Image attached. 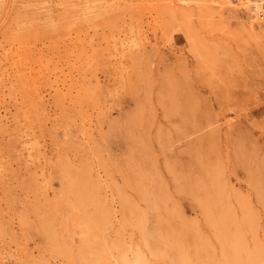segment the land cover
Instances as JSON below:
<instances>
[{
    "label": "rangeland",
    "instance_id": "obj_1",
    "mask_svg": "<svg viewBox=\"0 0 264 264\" xmlns=\"http://www.w3.org/2000/svg\"><path fill=\"white\" fill-rule=\"evenodd\" d=\"M0 264H264V20L0 0Z\"/></svg>",
    "mask_w": 264,
    "mask_h": 264
},
{
    "label": "built area",
    "instance_id": "obj_2",
    "mask_svg": "<svg viewBox=\"0 0 264 264\" xmlns=\"http://www.w3.org/2000/svg\"><path fill=\"white\" fill-rule=\"evenodd\" d=\"M246 3L254 16L264 20V0H235Z\"/></svg>",
    "mask_w": 264,
    "mask_h": 264
},
{
    "label": "bare ground",
    "instance_id": "obj_3",
    "mask_svg": "<svg viewBox=\"0 0 264 264\" xmlns=\"http://www.w3.org/2000/svg\"><path fill=\"white\" fill-rule=\"evenodd\" d=\"M245 4H246V3H245ZM247 6H248V5H247ZM253 17H256V16L253 15ZM255 19H256V18H255ZM133 47H134V46H133ZM115 218H116V217H115Z\"/></svg>",
    "mask_w": 264,
    "mask_h": 264
}]
</instances>
